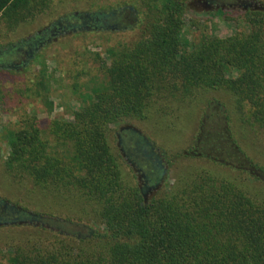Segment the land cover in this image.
Wrapping results in <instances>:
<instances>
[{
  "label": "trees",
  "instance_id": "trees-1",
  "mask_svg": "<svg viewBox=\"0 0 264 264\" xmlns=\"http://www.w3.org/2000/svg\"><path fill=\"white\" fill-rule=\"evenodd\" d=\"M207 1L212 6L197 12L192 7L197 0H138L139 38L107 49L109 62H101L104 81L82 94L72 120L55 118L45 131L36 114H26L19 127L4 130L8 173L19 182L30 179L44 192L82 198L99 225L83 236L60 231L38 236V229L45 228L27 226L46 222L43 217L0 196V220L13 215L16 226H25L24 236L14 243V264H264V164L240 143L227 104L201 98L210 89L230 92L242 124L264 136V2ZM51 3L0 0V37L34 21ZM112 10L111 20L123 12ZM86 13L99 15L97 23H71L75 29L70 33L123 27L106 23L108 13ZM210 15L243 23L246 29L227 37L203 32L191 41L187 25L196 26ZM4 45L1 41L0 48ZM34 56L33 48L28 58ZM49 77L42 69L25 95L49 101ZM198 99L203 104L190 147L172 158L164 151L170 163L166 183L146 195L156 184L147 180L151 162L131 158L143 180L146 175L143 185L125 177V159L115 151L119 134L124 135L120 125L146 120L153 110L177 112ZM147 146L159 163L163 158ZM197 158L230 173L192 164L172 176L180 160Z\"/></svg>",
  "mask_w": 264,
  "mask_h": 264
},
{
  "label": "rangeland",
  "instance_id": "rangeland-1",
  "mask_svg": "<svg viewBox=\"0 0 264 264\" xmlns=\"http://www.w3.org/2000/svg\"><path fill=\"white\" fill-rule=\"evenodd\" d=\"M251 1L247 0L246 3ZM209 4L207 0H197L192 7L197 12H202L212 6V3ZM139 5L138 0H53L50 8L40 13L34 21L22 24L6 38L0 37V42L5 44L0 48L2 52L0 54V71H2L0 72V196L8 199L9 203L18 209H24L43 217L46 222L27 226L30 230L39 225L45 228V230L38 229V236L49 238L54 234L51 231L83 236L92 229L98 228L99 225L91 212V207L73 193L54 195L44 192L28 178L20 182L14 179L5 168L10 148L4 136V130L19 127L21 119L26 114H36L41 128L45 131L55 118L72 120L75 111L82 104V94L91 91L104 81L101 62H109L107 49L113 46L131 45L139 38L141 32ZM112 9H123L122 17L113 23L115 28L123 26L122 28L101 32L82 30L74 34L69 31L52 36L48 40L46 37L44 42L38 46L36 56L30 59L27 53L18 52L19 47L16 46L32 39L38 31L51 25L57 19L68 16L70 22L79 23V19L71 18L73 14L79 15L94 11L109 14L114 11ZM207 17L210 19L200 20L196 26L187 25L186 32L189 33L188 37L191 41H197L203 32L227 37L233 35L238 29H246L243 23L226 21L219 16ZM27 58V63L22 64V61ZM42 69L50 75L47 84L49 101L28 98L24 93L27 85L35 82L37 77L40 78ZM201 98H215L227 104L233 117L232 128L240 143L257 161L264 164V136H258L255 131L242 124L239 113L233 105L232 94L224 89H210L203 92ZM201 104L203 103L198 99L195 103L183 105L177 112L170 111L167 114L153 110L146 120H129L120 126L123 128L131 126L141 131L148 140V144H151L157 154L163 158L161 163L166 174L170 163L166 160L164 151L172 158L178 151L184 152L190 147L201 116ZM112 127L116 128V126ZM117 141L115 151L125 159V177L143 185L146 178L143 180L141 175L134 170L132 162L127 160L129 157L125 156L126 154L121 149L119 139ZM180 161L184 165L181 164L180 168L173 171V177H177L184 167L192 164L203 165L217 172L230 173L229 170L203 158L190 162ZM165 174L161 180L155 181V185L149 187L146 195L153 194L157 188L166 183ZM232 174L240 176L233 172ZM240 178L243 179L241 176ZM169 182L172 184V179ZM48 215L53 216L55 221ZM13 220V215L0 220L4 222L0 223V264H14L12 261L15 252L14 243L17 238L24 236L25 226H16L20 224Z\"/></svg>",
  "mask_w": 264,
  "mask_h": 264
},
{
  "label": "flooded vegetation",
  "instance_id": "flooded-vegetation-1",
  "mask_svg": "<svg viewBox=\"0 0 264 264\" xmlns=\"http://www.w3.org/2000/svg\"><path fill=\"white\" fill-rule=\"evenodd\" d=\"M212 3V2H211ZM117 12V11H116ZM114 12V13H116ZM86 13V12H85ZM112 13V12H111ZM110 13V14H111ZM113 14V13H112ZM121 12H118L116 16H118V18H114V20L109 19V14H107V16H104V20L106 21V23L108 21H115L116 19H120L122 17ZM75 15H78L77 13ZM99 15H96V13H86V14H81L79 16V24L80 27L86 25L87 23H97V21L99 20V17H97ZM73 22H70V18H61L59 21H57L55 24H53V26L51 28H49L50 26H47V28H43L45 30H41L43 32V34L41 35V37L38 38V33H42L41 31H38L35 36L32 38V42H30L31 39L27 40V42H21L20 45L16 46L19 47L18 48V52L21 51L22 53H27L26 55H30V53H32L33 48L35 50L38 49V46L40 44H42L44 41V39H46V35L45 33L49 30L50 33L47 35L49 38H51V36H55L56 34H62L65 33L67 31L71 29H75V24H71ZM114 23V22H113ZM74 26V27H71ZM113 27H115L113 25ZM26 49V51H25ZM28 49V50H27ZM1 50H0V54H1ZM28 59V58H27ZM24 61V60H23ZM123 134H119V144L123 145L122 149L126 152V156L129 157V161H133V159L138 160V161H148L151 162V168H153L152 171H149L150 177L147 178L148 181L153 182V180L159 181L162 179V177L165 174V170H164V166L161 163V161H159V163H155L154 161V154L151 150V148H149L148 145V140H146V137L142 135L141 131H139L136 128H133L131 126H128L126 128H123ZM133 158V159H130ZM156 158V157H155ZM143 177L145 178L146 175L143 174Z\"/></svg>",
  "mask_w": 264,
  "mask_h": 264
}]
</instances>
